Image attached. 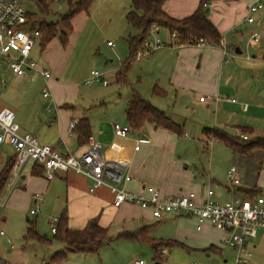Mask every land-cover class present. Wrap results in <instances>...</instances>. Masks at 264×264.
I'll return each mask as SVG.
<instances>
[{"label":"crops","instance_id":"0c3cea01","mask_svg":"<svg viewBox=\"0 0 264 264\" xmlns=\"http://www.w3.org/2000/svg\"><path fill=\"white\" fill-rule=\"evenodd\" d=\"M53 1L55 0H44L40 4L36 0L39 5H44L45 13L53 11ZM71 1L69 9L78 0ZM258 1L263 6L253 14L254 21L250 22L247 20L250 15L249 5ZM104 7L113 12V35L119 39L127 37L129 43L131 36L141 33L140 30L132 28L126 18L127 12L132 8V0H94L88 12H80L73 18L68 42L64 46L61 43L64 50L60 45L61 40L59 42L56 39L58 35L44 47L40 37L38 38L36 44L39 43L40 48L36 50L35 44L32 52L34 51V57H39V64L52 72L49 80L39 74L20 76L3 69L0 85L5 87L6 93L0 102V109H13L21 132L36 135L42 142L52 144L63 154L77 152L87 142L85 140L80 143L81 131L78 127L82 119L87 120L89 135H93L101 143L103 155L108 159L128 163L133 179L127 184V188L135 192H145L146 186L153 185L164 195L188 191L203 195L210 186L215 192L214 198L220 202L264 195V0H165L163 9L177 19L190 16L199 8L203 9L221 37L226 40L229 54L226 55L216 44H180L168 29L159 26L156 35L162 38L160 39L166 46L136 58L142 60L150 57L146 66L151 67L152 71L138 78L139 87L132 89L122 106L125 122L121 118L116 122L128 124L127 104L136 93L179 124L182 129L180 135L166 128H157L148 122L139 130L132 128L128 136L120 137L114 132L115 117L107 113V108L102 113L91 111L92 115H88L87 109L80 104L79 89L73 80L66 79L71 75L66 73L64 58L69 50L70 53L74 52L85 31L87 39L91 38L93 34L89 24L94 20L92 8L96 12ZM28 12L34 13L37 18V13L30 10ZM62 16L61 13L60 17ZM43 19L42 17L40 20ZM253 33L259 34L256 39L252 38ZM116 46L115 43L107 44L106 49L118 53L120 47L115 48ZM59 51L63 53L62 56ZM122 66L121 62L116 66H108L106 63L102 71L106 75L117 70L118 80ZM7 72L12 75H6ZM2 79H6L5 84ZM123 81H126V74L121 82ZM9 83L11 88L7 87ZM40 85L41 95L38 100L34 92ZM46 87L49 88L53 100L43 96ZM203 96L205 98L201 100ZM233 98L236 101H232ZM244 103L248 106L244 107ZM48 105L51 106L50 109ZM73 121H77L74 128L71 127ZM215 130L237 137L244 145L249 141H257L263 146H257L249 152H240L217 137ZM188 131L198 139L192 138L194 141L207 146L208 158L205 160L208 173L199 175L192 172L188 170L186 161L181 162L180 156L176 158V143H193ZM242 134H247L249 139H243ZM182 135L186 137L179 139ZM138 142L140 147L136 149ZM7 144L9 143L3 142L0 146V173L15 154L14 148L12 152L8 151ZM230 166H236L239 183L228 181L227 170ZM175 172H181L183 182L175 179ZM90 185L91 182L86 176L72 170L56 172L53 179H48L41 166L29 164L12 190L9 183L4 187L0 193V206L9 201L10 207H30L31 210L35 204L34 194L40 193L43 201L39 211L41 212L44 205L60 204L63 207L61 215H67V223L71 229H84L93 218H97L99 224L106 227L108 216L114 215L116 221H133L136 225L135 228H124L119 236L124 232L140 231L148 238L139 239L137 242L154 241L148 235L149 225L144 212L146 209L131 203L117 207L113 204V194L107 187H99L90 192ZM156 220L161 221L163 218ZM27 227L28 223L26 230ZM222 232L226 237L227 233L223 230ZM25 233V243L36 241H27ZM220 236L223 237V234ZM257 238L258 235L250 242L253 256L254 250L260 244ZM10 239H13L12 235L7 236L6 232L0 234V247L11 242ZM175 240L181 243L179 239ZM210 243L208 249L223 250L216 241L211 240ZM10 245L12 249L15 248L13 242ZM154 259L158 264L164 260L160 256H155ZM228 261L229 259H224L225 263ZM0 264H3L1 254Z\"/></svg>","mask_w":264,"mask_h":264},{"label":"rangeland","instance_id":"374dc122","mask_svg":"<svg viewBox=\"0 0 264 264\" xmlns=\"http://www.w3.org/2000/svg\"><path fill=\"white\" fill-rule=\"evenodd\" d=\"M19 1L27 10L37 13V18L41 19L43 17L46 20L55 22L60 29L62 27L60 23L62 17H60V14H64L69 10L71 0L53 1V11L48 13H45L44 5H39L36 0ZM75 1L72 0L71 2ZM124 1L126 2L127 0ZM112 13L106 7L98 9L96 12L92 8L94 20L90 22L89 29H92L93 35L87 39V32L85 31L74 52L70 53L69 50L65 55L66 73L67 75H71L66 79L73 80L76 88L79 89L80 104L87 109L88 115H92L91 111L102 113L103 109L106 110L107 108V113L115 117L114 122L120 121L119 118L125 122V112L122 109L124 100L132 92L133 88L137 89L139 87L138 78L142 75H148L152 71L151 67L146 66V62L150 57L142 60L135 57L131 59L130 66L126 72V81L121 82L117 80L116 70L105 75L110 83L108 86L94 82L88 85L84 83L92 68L102 70V67L106 63L108 66H116L120 62L126 63L129 60L130 47L126 40L127 37L119 39L115 34H112V30L114 29L111 23ZM152 36L155 37V35ZM56 39L60 42L59 35ZM108 39L117 45L115 48L120 47L118 53L106 49ZM62 45L61 48L64 50V45ZM37 48H40L39 43L36 44V50ZM34 55L33 53V58L39 64V57L37 59ZM62 55L63 53H60V56ZM5 70H9L6 64L4 65ZM6 75L12 74L7 72ZM7 87L11 88V83ZM4 88L0 85V102L6 93ZM34 93L39 100L41 85ZM188 134L190 139L196 138L189 131ZM184 137L186 136L182 135L179 139H183ZM196 140L198 139L196 138ZM191 141L193 143H176V158L180 156L181 162L186 161L189 166L188 170L192 172H197L199 175L204 172L208 173V165L205 160L208 158L207 146L193 139ZM7 149L9 152H12L13 147L7 144ZM180 173L175 172L174 177H176L177 181L183 182L184 178ZM9 204L8 201L6 205L0 206V229L4 230L7 236L12 235L13 239L10 240L14 243L15 248H11V242L3 244L0 247L1 262L3 261V264H58L51 257L55 252L64 249L65 244L51 232V220L54 217L61 216L63 207L60 204L54 205L50 203V205H44L41 212L31 214L30 207L16 208L10 207ZM144 212L147 217L146 223L149 225L148 235L152 240L173 241L179 239L181 241V244L161 246L166 249L167 256L160 264H231L233 251L223 241L225 237L222 230L209 223H205L202 230H197L196 221L193 216L177 217L173 216V214H165L163 220L157 221L152 216L150 210L146 209ZM115 218L114 215L108 216L106 227L109 229L110 241L101 247L97 253H71L62 264H131L130 262L133 258L140 257L145 259L149 264H158L159 262L154 259L155 251L151 242H137V240L125 239L119 236V233L124 228H135V223L133 221L122 222L121 220L118 221V219L116 221ZM29 221L35 222L36 230L40 235H46V240L24 242L23 235ZM221 233L223 237L220 236ZM257 239L260 244L254 250V256L250 264H264V228H259ZM211 240L216 241L223 250L208 249L207 246H210ZM250 242H253V238L250 239ZM224 259H229L228 263H225Z\"/></svg>","mask_w":264,"mask_h":264},{"label":"built area","instance_id":"2783aa9c","mask_svg":"<svg viewBox=\"0 0 264 264\" xmlns=\"http://www.w3.org/2000/svg\"><path fill=\"white\" fill-rule=\"evenodd\" d=\"M207 5V3H205ZM263 6L258 1L249 5L250 15L247 20L254 21L253 14ZM159 25L153 24L149 36L142 47L136 52V58L149 55L157 49L166 46L156 32ZM38 25H34L28 17V10L19 0H0V75L4 65L14 75H41L46 80L52 77L51 71L38 64L32 56V50L40 37ZM152 35H155L153 37ZM178 37L177 32L171 34ZM258 33H253L256 39ZM108 45H114L108 41ZM193 44L211 46L214 43L199 38ZM224 53L229 54L228 44L224 38L216 44ZM5 84L6 79H2ZM99 83L108 85L109 81L100 69H92L85 84ZM43 96L53 100L48 87L43 90ZM204 96L201 100H204ZM232 101H236L233 98ZM248 104L244 103V107ZM50 109L51 106L48 105ZM77 121L71 123L74 128ZM114 132L117 136H128L132 127L129 124L115 122ZM243 139H249L247 134H242ZM3 142L9 143L15 150L14 163L9 178L10 190H12L23 177L25 168L29 164L39 165L44 169L48 179H53L56 172L74 171L86 176L91 185L90 192L99 187H107L113 194V204L121 206L125 203L138 205L142 209H148L154 218L160 220L165 214L189 215L196 221L197 230H201L205 223L227 233L224 242L233 251V264H250L253 251L250 239L258 235L259 228H264V195L258 194L249 198H235L220 202L214 198V190L207 187L205 193L200 195L195 191L180 194L164 195L157 187L148 185L145 192H135L127 188V184L133 179L128 163L123 160L108 159L103 155L101 143L90 135L87 142L77 152L61 153L52 144L42 142L36 135L21 132L20 124L16 119L15 111L9 107L0 109V146ZM140 147L139 142L135 148ZM227 179L232 183H239L236 166H230L227 170ZM202 197V198H201ZM35 204L31 208V214H36L43 201L40 193L34 194ZM60 218L51 220V231L56 233ZM0 230V234H4ZM158 255L164 259L167 256L166 249L160 247ZM131 264H149L143 258H134Z\"/></svg>","mask_w":264,"mask_h":264},{"label":"trees","instance_id":"16d2710c","mask_svg":"<svg viewBox=\"0 0 264 264\" xmlns=\"http://www.w3.org/2000/svg\"><path fill=\"white\" fill-rule=\"evenodd\" d=\"M43 3L44 0H38ZM94 0H78L73 3L70 9L63 14L61 18L62 27L59 29L56 23L48 22L47 20L36 18L34 13L28 12V17L33 21L34 25H38L40 29V42L42 46H46L48 42L55 36L59 35L61 42L66 45L68 42V34L72 30V20L80 12H88L91 4ZM165 0H132V8L127 12L126 18L128 23L133 27L141 31L140 34L131 36L129 38L130 55L129 60L123 63L120 74L118 75V81L125 78V74L130 66L131 59L136 58V52L140 49L145 39L150 34V29L153 24H157L160 27L168 29L171 34L177 32V40L180 44L193 43L199 38H204L214 44H218L222 38L215 25L207 17L206 12L199 8L192 15L177 19L170 16L164 9L163 4ZM126 116L128 124L136 130L141 129L145 123H152L155 127H162L168 130L174 131L177 134H181L182 129L179 124L173 121L167 114L152 105L148 100L142 98L138 94H134L126 108ZM81 134L79 136L80 143H84L89 138V124L87 120L82 119L79 122ZM215 135L232 146L235 150L240 152H249L257 146H263L257 141H249L241 143L237 137H232L228 134L215 130ZM14 163V157L8 160L6 166L0 173V193L7 185L12 166ZM37 166V165H36ZM258 195V194H257ZM256 196V195H255ZM254 197V196H252ZM67 215L63 213L57 226L55 237L65 244L64 249L55 252L51 257L55 263L62 264L71 253H97L101 247H103L108 241H110L109 230L107 227H103L99 224L97 218L91 219L84 229H71L67 223ZM34 221L28 222V227L25 233V239L27 241L46 240V235H40L36 230ZM140 231H130L121 233L120 236L130 239H146L145 235H142ZM153 249L155 251L156 258H159L158 249L161 246H171L174 244H181L176 240L173 241H151ZM213 249L212 247H210Z\"/></svg>","mask_w":264,"mask_h":264}]
</instances>
